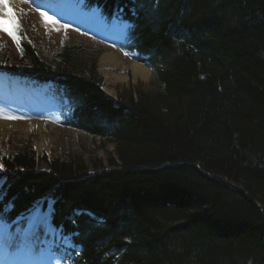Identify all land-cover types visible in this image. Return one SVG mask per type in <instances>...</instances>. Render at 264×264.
<instances>
[{
    "label": "trees",
    "instance_id": "16d2710c",
    "mask_svg": "<svg viewBox=\"0 0 264 264\" xmlns=\"http://www.w3.org/2000/svg\"><path fill=\"white\" fill-rule=\"evenodd\" d=\"M77 1L126 23L118 51L156 82L112 98L86 43L14 19L0 90L57 99L102 154L1 142L0 221L42 199L70 243L48 247L56 264H264V0Z\"/></svg>",
    "mask_w": 264,
    "mask_h": 264
},
{
    "label": "rangeland",
    "instance_id": "374dc122",
    "mask_svg": "<svg viewBox=\"0 0 264 264\" xmlns=\"http://www.w3.org/2000/svg\"><path fill=\"white\" fill-rule=\"evenodd\" d=\"M40 12L46 13L47 17H51L56 23H46ZM88 13L97 14L93 20H87L92 28H85L79 22L85 20ZM14 19L32 27L37 31L38 38L50 46L57 45L66 37L86 43L97 55V70L102 77L103 91L112 98L116 97L118 90L127 85L140 82L145 86H153L156 82L152 71L146 78L133 75L129 67L131 59L115 46V41L124 34L126 23L114 21L109 25L97 9L84 10L77 0H18V3L2 4L0 47L8 45L16 52L13 39L4 31L5 28L11 29ZM65 25L67 27H64ZM105 52L119 57L121 64L117 69L114 70L101 62V56ZM115 74L118 77H114ZM1 82L3 77L0 78ZM3 116L17 118L5 119ZM8 138L30 142L38 155L67 150L102 154L99 137H92L83 131L61 125L52 102L39 98L33 92L3 94L0 90V143ZM112 148L113 144L109 143L107 149ZM45 167V162L40 161L39 168ZM52 243L66 246L70 244L60 230L51 227L48 207H43V200H36L9 225L0 224V264H47V250Z\"/></svg>",
    "mask_w": 264,
    "mask_h": 264
},
{
    "label": "bare ground",
    "instance_id": "6f19581e",
    "mask_svg": "<svg viewBox=\"0 0 264 264\" xmlns=\"http://www.w3.org/2000/svg\"><path fill=\"white\" fill-rule=\"evenodd\" d=\"M41 1H44V0H41ZM36 2H39V1H36ZM5 3H7V4L18 3V0H0V6L2 4H5ZM95 17H97L96 13H88V17L84 18L85 20H81L79 22H81L85 28H92L91 27L92 25L90 26V22H88L87 20H89V18H91L93 20V18H95ZM93 23H94V21H93ZM101 62L104 65L112 67L114 70L117 69L119 67V65L121 64L119 61V57H117L115 54L110 53V52H105L102 54ZM129 67H130V70H131L133 75L139 76L141 78H146L150 75L151 70L146 65H144L138 61L131 60ZM110 70H112V69H110ZM109 73L110 72H108V74ZM114 77H118L117 74H115Z\"/></svg>",
    "mask_w": 264,
    "mask_h": 264
},
{
    "label": "snow or ice",
    "instance_id": "6c2138e0",
    "mask_svg": "<svg viewBox=\"0 0 264 264\" xmlns=\"http://www.w3.org/2000/svg\"><path fill=\"white\" fill-rule=\"evenodd\" d=\"M40 15L42 18L45 19V22L48 23L51 21L52 23H56L51 17H47L46 13L40 12ZM64 27H67L65 25ZM20 30V25L18 23H14V27L12 29L5 28L4 31L7 32V34L13 39L14 42L17 43V46L19 47V38H18V32ZM59 31V29H56ZM127 54V53H126ZM5 119H16L17 117H10V116H3ZM0 171H4V165L0 163ZM3 180L0 179V184H2Z\"/></svg>",
    "mask_w": 264,
    "mask_h": 264
}]
</instances>
